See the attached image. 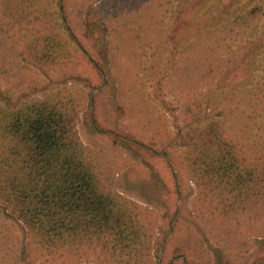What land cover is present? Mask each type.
<instances>
[{"label":"rangeland","instance_id":"374dc122","mask_svg":"<svg viewBox=\"0 0 264 264\" xmlns=\"http://www.w3.org/2000/svg\"><path fill=\"white\" fill-rule=\"evenodd\" d=\"M179 1L101 0L91 6L62 0L57 5L59 23L51 19L46 29L40 27L58 33L61 43L74 51L67 35L77 16L89 30L95 28L94 18L108 11L124 12L132 20L131 28L119 33L108 30L103 62L78 38L76 60H64L56 69L40 68L48 78L28 66L16 68L9 83L15 91L20 81L28 89L44 85L45 97L61 80H66L59 84L63 87L76 89L80 82L90 86L86 103L82 99L76 108L82 111L77 128L101 184L120 202L125 236L124 241L77 239L72 248L45 246L0 212V264H264V193L254 200L236 197L231 181L208 179L199 167L198 150L204 148L197 146L208 140L210 126L195 125L188 132L194 121L209 123L210 109L222 93L221 116L227 114L226 94L234 92V85L226 84L222 93L218 89V76L230 69L223 67L222 72L219 49L233 57L229 45L240 40L235 31L242 28L222 27L218 37L214 35L219 31L207 30L201 45L206 62L215 64L201 70L203 59L191 56L192 49L173 56L164 51L168 36L151 25L182 7ZM183 1L190 18L215 16L233 6V14L264 19V0ZM231 72L229 82L238 71ZM258 73L252 89L256 105L263 98L264 66Z\"/></svg>","mask_w":264,"mask_h":264},{"label":"trees","instance_id":"16d2710c","mask_svg":"<svg viewBox=\"0 0 264 264\" xmlns=\"http://www.w3.org/2000/svg\"><path fill=\"white\" fill-rule=\"evenodd\" d=\"M232 7L211 17L185 18L188 24H185V35L170 36L174 49L169 51L172 56L177 55L182 52L179 47L185 45V48L192 49L191 56L203 59L201 70L212 68L211 63L214 67L215 62H206L207 52L206 47L201 45V37L208 29L216 33L219 31L214 35L218 37L222 27L234 24L242 28L235 31L241 34L237 37L240 40L229 45L233 57H225L219 49L222 72L223 67L224 71L230 69L224 76L222 73L218 76V89L222 93L226 84L234 85V92L226 94L227 114L221 116L224 113L221 110L222 93L223 98L220 97L210 109L209 123L194 121L188 124L192 130L188 132L195 131V125L209 124L208 140H202L199 146L194 144L204 148L198 150L199 167L204 168L208 179L231 181L236 197L248 196L254 200L264 193V86L263 98L258 100V105L252 94L256 74L264 66V19L261 22V18L248 14H233L229 12ZM51 19L48 13L46 21ZM28 21L14 19L9 22L20 26L36 22L38 18ZM40 32L43 33L42 30ZM45 32V35L23 37L25 46L22 50L0 51L2 218L22 226L45 246L72 248L77 239L115 238L124 241L126 223L119 208L120 202L101 184L92 156L77 128L82 111L76 108L80 100L86 103L88 84L80 82L73 89L59 86L66 81L61 80L56 82L55 90L49 97L43 95L44 85L28 89L23 85L21 87V81H16L19 83L16 91L13 85H9L17 73L16 68L33 65L40 76L48 78L46 71L40 68L56 69L64 60L77 59V52L69 50L68 43H61L62 36ZM67 38L71 45L78 39L71 32ZM105 38L103 36L102 40ZM11 39L12 35L9 36ZM96 42L100 41L96 39ZM231 69L238 72L229 82L226 77ZM2 233L0 228V239Z\"/></svg>","mask_w":264,"mask_h":264},{"label":"crops","instance_id":"0c3cea01","mask_svg":"<svg viewBox=\"0 0 264 264\" xmlns=\"http://www.w3.org/2000/svg\"><path fill=\"white\" fill-rule=\"evenodd\" d=\"M60 1L62 0H0V44L5 45L6 47H0V51H13V50H22V47L25 46V43L22 41L25 37H32L33 35H45L46 29V19L48 13L53 18L54 23H59L57 18V12ZM101 0H71L73 4H81V5H97ZM116 4H122L123 0H113ZM133 1V0H131ZM130 2V1H129ZM114 3V4H115ZM185 3L183 0L179 1V4L182 7L177 9L173 8V12H167L166 14L162 15L160 19H156L155 24H151L154 26V29L157 31H162L168 36V42L164 46V51L169 52L172 47V43L169 41L170 36L178 35L184 36L185 35V18L187 20L190 19V11L186 10ZM11 4V5H10ZM13 5V6H12ZM188 5V4H187ZM189 8V6L187 7ZM190 9V8H189ZM12 13V16H11ZM114 16V17H113ZM14 17V18H13ZM113 17V18H112ZM150 15H147L145 18H139V20L148 19ZM38 21L33 23H25L20 26H15L12 22L14 19H22L28 20L36 19ZM96 19V20H95ZM131 19H129L124 12L118 13H110L109 11L104 13L102 17L94 18L93 25L95 28L90 32L86 23L81 21L80 17H76L71 22V34L74 35L76 38L81 37L83 41L86 43L87 49L93 51L95 54V43L90 38L93 36L94 40H98L100 42H105L104 49L106 50L109 48V44H107V36L108 30H112V32L119 33L124 28H131L132 23ZM142 23L140 24V26ZM188 24H186L187 26ZM45 28L43 33L39 30L40 27ZM25 30V31H24ZM177 30V31H176ZM12 35L13 39L9 40V36ZM123 35V34H122ZM106 37L102 40V37ZM24 37V38H23ZM25 40V39H24ZM78 39L76 43H74V51L79 53V44ZM12 43L20 44L21 47L18 46H11ZM92 47L93 49H90ZM108 47V48H107ZM185 45L179 47V51L184 49ZM26 49V48H23ZM109 50V49H108ZM107 57V54H106ZM96 64V63H95ZM16 66V64H15ZM29 68H35L33 65H27ZM97 66V64H96Z\"/></svg>","mask_w":264,"mask_h":264},{"label":"flooded vegetation","instance_id":"af4514ba","mask_svg":"<svg viewBox=\"0 0 264 264\" xmlns=\"http://www.w3.org/2000/svg\"><path fill=\"white\" fill-rule=\"evenodd\" d=\"M92 30H90L91 32ZM92 39V41H94L95 43V54L97 55V58L100 62L104 61V58L106 57V50L104 49V42H96V40H94L93 36L90 37ZM98 41V40H97ZM97 64V63H96Z\"/></svg>","mask_w":264,"mask_h":264}]
</instances>
